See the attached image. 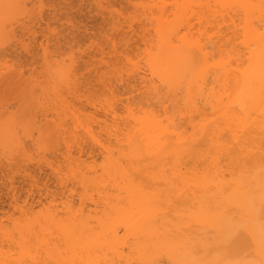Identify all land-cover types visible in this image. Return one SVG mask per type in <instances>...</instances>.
<instances>
[{
  "label": "snow or ice",
  "instance_id": "obj_1",
  "mask_svg": "<svg viewBox=\"0 0 264 264\" xmlns=\"http://www.w3.org/2000/svg\"><path fill=\"white\" fill-rule=\"evenodd\" d=\"M132 7L139 16L141 8L178 6L138 4ZM187 7L214 8L216 15L209 17L208 27L201 21L200 31L181 28L183 35L176 33L180 36L177 44L183 54V63L192 68L214 64L229 74L236 66V75L242 70L245 79L243 98L237 101L242 110L239 117H228L225 121L223 117H216L214 109L213 119L205 120L196 129L195 136L184 139L176 147L186 153L210 140L225 141L214 153L220 156L219 164L233 169V176L227 187H210L211 202L206 203L205 198L193 202L190 208H174V193L183 187L177 172L182 167L181 152L165 156L167 150L146 151L138 135L122 134L119 128L112 139L103 136V143L93 137L106 158L118 155L126 165L120 184L123 194L120 203L140 197L134 205L138 213L151 211L176 222L174 232L179 241L168 233L154 235L151 243L133 252L127 264H264V0L258 5L221 3ZM69 8L56 0H0V79L6 83L13 80L18 85L16 100L10 105L14 110L4 113L0 168L7 174L8 182L14 183L16 175L24 171L26 165L39 160L53 170L64 189L63 192L50 190L39 206L30 205L28 200L17 201V211L12 218L15 227L6 232L5 247L12 241L18 251L31 258L12 264H96L73 258L79 255V248L71 243L53 246L49 237V229L67 236L69 241L76 237L78 225L72 214L66 216L63 211L55 210L60 201L67 208L75 199V178L85 171L71 154L59 166L55 162L58 145L71 148L76 143H69L71 138L65 134L57 115L62 89L78 93L82 89L90 91L103 87L104 95L111 99L114 84H132L131 96L125 105L126 117L142 113L143 107L167 104V110L176 116L180 128H183V122H179L180 113L185 116L195 113L198 104L203 111L193 118L198 119L207 111V105L200 101L204 90L196 97L181 95L189 87L193 74L165 75L158 73L154 66L149 71L151 57L146 47L129 51L123 41L113 46L111 36L106 34L108 43L104 45V56L99 55L103 41L97 42L96 38L84 41L77 48V37L84 27L78 24ZM118 14L113 9V15ZM233 17L236 19H230ZM217 20L227 23L217 27ZM140 23L142 25L143 21ZM129 24L137 27L131 15L125 27ZM40 25L42 32L38 29ZM140 31L147 45L151 33L142 27ZM90 50L97 51V61L89 70L96 75L91 78L87 73L76 75L78 61ZM58 56L62 58L56 59ZM192 89L195 90V81ZM173 97L175 102H172ZM246 121L256 127H248ZM118 123H123V118L113 121L114 126ZM257 129L258 133L251 135ZM152 148H156L155 142ZM253 153L259 154L258 163ZM32 182L33 187L41 186L38 177H33ZM244 184H248L250 190L238 195ZM76 219H79L78 214ZM57 253L56 259L46 258L57 256ZM100 264H125V261L111 259Z\"/></svg>",
  "mask_w": 264,
  "mask_h": 264
},
{
  "label": "bare ground",
  "instance_id": "obj_2",
  "mask_svg": "<svg viewBox=\"0 0 264 264\" xmlns=\"http://www.w3.org/2000/svg\"><path fill=\"white\" fill-rule=\"evenodd\" d=\"M135 1H131L133 6L139 4L162 6L177 5L178 7H159L156 9H153L152 7H149L147 9L141 8L139 10V16H137L134 11L131 13V16H133L135 25H137V27H133L132 24H129L128 27H125V22L130 15H126L125 13H123L125 14V16H122L121 11V13L114 16L112 8L109 9L110 11L106 10L109 11V13L108 15H106L107 17L104 16V19L108 20V22H106L107 25L110 26L111 24V30L110 27L107 28L108 30H106V33L108 32L109 35H113L114 33H116L113 35L115 39L111 37L112 45L115 46L120 41H123L129 51L143 50L146 47L151 57L149 71L154 66L158 73L165 75H176L178 73L193 74V80H190L188 82L189 87L186 89V92L182 93L181 95L196 97L199 96L201 90H204L203 95L200 96V101L202 104L207 105V111L204 113V115L199 116L198 119L193 118L197 113L203 111V109L198 104L195 113H190L188 116H185L184 113H180L179 122H183V128H180L177 127L178 121L176 116L172 112L167 110V104L157 107H143L142 113L137 112L135 117L132 118L126 117L125 105L127 103L128 97L131 96L132 84H114L112 86L114 94L111 99H109L106 95L104 97L102 96V94H104L103 87V93L102 91H99L100 93L97 91L100 87L97 90H94V92L93 90L91 91L93 93L97 91L103 98L101 96L97 98L99 95L98 93L97 97H95L96 93L93 95L94 97L91 96V92V95H87L89 91L83 93V91H85L83 89V91H80L78 93L67 88L61 90L63 95L60 97L61 107L59 110H57V115L60 118L61 127L65 130V134L71 138L69 143H72V141H76V143L73 144L71 148H67V146L61 147L60 145H58L55 162L56 165L59 166L64 158L68 157L69 154H71V157L76 158L80 162V165L85 169V171L81 177L75 178L77 180L75 199L68 204L67 208L65 207L63 201H60L59 208L55 210L57 212L63 211L66 216L70 213L72 214L73 219L78 225L76 237L72 238L71 241H69V238L67 236H62L59 232H53L51 229H49V237H51V243L53 246H59L60 244L67 245L71 243L72 246L79 248V255L73 258H82L85 262L90 260L95 261L96 264H100L101 261H108L111 259H114L116 261L124 260L125 264H127V261L132 258L133 252L136 249L147 246L149 243H151L154 235L159 236V234L161 233H168L170 235H173L177 241H179V236L174 232L176 222H170L171 217L157 216L151 211L138 213L137 207H135L134 205L137 203L140 197H137L136 200H129L126 203H120V200L123 197V194L120 191V184L123 179V170L126 168V165L123 164V161L119 158L118 155L106 158L104 151L99 147V145L95 143V140H100L101 143H103V140L101 139L103 136H107L109 139H112L115 132L117 131V128H119L122 134L130 133L132 135H138L139 140L143 141L146 151L164 152V150H167L166 152H164L165 156L173 152H181L182 167L178 168L177 172L179 173L181 185H183V187L181 188V190L174 193V208H190L193 202L205 198H207L205 202L209 203L211 202L212 197V193L209 190L210 187L220 185L227 187V182L232 179L233 169L228 167L227 165L219 164L220 156L214 153L216 147L222 146L225 141L217 139L213 142L210 140L208 143L202 144L200 145V147L192 151H187L186 153H184L176 146L179 145L184 139H191L193 136H195L196 129L199 128L205 120L211 121L213 119L211 113L214 109L217 110L216 117H223L225 121H227L228 117H239L241 115L242 110L240 109V105L239 103H237V101L243 98L245 74L241 70L239 75H236V66H234V70L231 74H229L227 70L219 69L218 66L214 64L204 65L199 68L188 67L183 63V54L179 50L177 44L180 36H176V33L180 32L181 28H185V30L188 31H200L201 21H204L205 27H208L209 25L207 21L209 17H215L216 15V10L214 8H190L187 6L216 5L221 3H252L258 5L260 3V0H148L149 2H146V0H142L143 2L141 0ZM25 2H28V0H25ZM98 2L101 1H96V3ZM101 4L98 3V5ZM104 7H98V11L100 10V13L104 12L102 14L105 15L107 13L103 9ZM258 18L259 12L257 11L256 19L258 20ZM230 19L236 18L233 17ZM141 20L143 21L142 25L140 23ZM215 23L217 27H219L220 24L226 25L227 22L223 20H217L215 21ZM141 27L145 31L151 33L147 45H145L144 39L141 38L143 36V33L140 31ZM41 31H43L42 27ZM117 34L118 37H120H117L118 39H116ZM103 35V38H106L105 33H103ZM180 35H183V32H180ZM174 36L175 39H173ZM96 39L98 40V42L99 40H104H101V38L99 39V37H96ZM105 41L108 42L107 39ZM104 43L105 42L103 41V44H101L99 50L100 56H104ZM91 51L92 50L87 52V57L84 56L85 54L83 55V63H81L82 60L78 61L76 67L80 68L78 66L83 64V68L88 69V72L96 75L94 71H89L93 67V63L97 61V51ZM92 57L95 58L92 60ZM61 58L62 57L59 56L56 57V59ZM83 70H79L81 71V73L78 71L76 75H82L83 72L85 74V71ZM100 71H103V69L101 68ZM93 74H91L90 76H92ZM142 78L143 77H141V79ZM193 81H195L194 91L192 89ZM132 83H135V78H133ZM13 84L16 85L17 83L13 80H9L6 83L3 79H0V90L2 88L4 89V87L6 86L10 88ZM8 87L6 88L8 89ZM121 87L123 90H120ZM6 88L5 90H7ZM119 90L122 92H120ZM118 91L119 93H117ZM67 93H70L72 95V97L71 95H69L70 101L74 97L80 102V105H78V102L75 103V101H71L74 102L71 103L67 97ZM228 97H230V99H228ZM74 98L73 100H75ZM81 98H84L82 100L83 103H85L84 105H82L83 103H81ZM171 99L172 102H175L176 98L173 97ZM1 107H4V105ZM91 108L93 109L91 110ZM9 109L8 111H10ZM98 109L102 110L103 113L101 114L102 116L104 115L103 118L98 117L97 113L100 112V110ZM96 111L99 112L96 113ZM4 113L5 112L2 110L0 112V117L1 115H4ZM225 113L227 114L225 115ZM117 117L123 118V123H118L114 126L113 121L116 120ZM0 120H3V118H0ZM158 121H164V123L161 124L158 123ZM1 123L2 122H0V140H2L3 138V127ZM245 123H247L248 127L250 128L256 127V125L252 122L246 121ZM246 130L247 129H245V131ZM201 132H203L202 128ZM178 133H184V135H178ZM257 133L258 129L256 130V132L251 133V135L255 136ZM93 137L95 138V140L93 139ZM154 142L156 143L155 149L152 148V144ZM252 155L254 157V160L258 163L259 154L253 153ZM46 159L51 160L52 157H47ZM36 162L35 164L37 169L39 170V173L44 175L47 180L43 181V179L45 178L40 175V178H43V182L41 181V185H43V183L47 184V186L43 185V187H38L39 191L37 193L39 195H37V198L39 203H37V201L35 202V205L36 203L40 205L41 199H46L49 195L50 190L54 192L57 190L63 192L64 189L62 187V182H58L57 176L54 174L53 170L47 166V164H44L39 160H37ZM33 163L30 164L32 165ZM27 166L28 165H26V168H28ZM27 172L30 173L31 171L27 170ZM24 173L26 174V172ZM31 173L30 177L33 178V173ZM236 174L238 175L239 173L237 172ZM3 175H5V178L7 177L5 173H3ZM3 175L1 174V177L3 178L0 177V179L1 181L4 180L5 183L6 180ZM16 178V184L14 183L15 186L19 181H17ZM23 178L25 179L27 177L24 176ZM51 179H53L52 183H55V189L54 184L52 185L49 181ZM29 180L26 181L28 183L30 182L31 184L32 182ZM205 181H208L209 183H205ZM47 182H49V184ZM1 184L3 183L1 182ZM5 184L7 188L12 187L14 188V190L15 188H17V186L13 187L14 184L12 185V183H10L12 186H8L9 183ZM5 184H3V186ZM30 184H28L29 187ZM32 185L33 183L31 184V186ZM0 187H2V185H0ZM7 188L3 190L6 191ZM10 188L8 189V193L12 189ZM33 189L34 187L32 186V189L30 190L33 191ZM249 190L250 186L248 184H244L239 190L238 195H243L246 193V191ZM0 193L2 194V191ZM4 193L5 192H3V194ZM10 193L9 196H7L6 194L5 195L7 197H10ZM15 195H13L14 197H12L11 195L10 198L14 199ZM32 195H35L31 197L32 199H34L33 197L36 198V194L33 193ZM16 197L18 198V195H16ZM21 197L19 196L20 200ZM18 199L16 201H20ZM34 201L33 203L30 202V205H33ZM177 201H179L178 204ZM9 202V204L14 203L13 201L12 203L11 201ZM50 203L56 202L51 201ZM13 205H16L15 208L17 207V203H14ZM14 211L16 213L17 209H14ZM5 213L7 214L8 211H4V215ZM0 214V216H2L3 211ZM77 214L79 219H76ZM4 215L2 216L1 220L6 222V220H4V217L6 216V218L8 219L9 215L11 216V214L9 213V215ZM12 218L13 217H10L8 220L12 221ZM57 219H60V217H57ZM1 220L0 262H3V264H12L13 261L30 259V256L22 254L20 251H18L17 247L12 243V241L8 242V247H5L6 232L12 231V229L15 227V222L7 225ZM42 239L45 238L42 237ZM46 258L56 259L58 258V253L57 256L48 255L46 256Z\"/></svg>",
  "mask_w": 264,
  "mask_h": 264
},
{
  "label": "rangeland",
  "instance_id": "obj_3",
  "mask_svg": "<svg viewBox=\"0 0 264 264\" xmlns=\"http://www.w3.org/2000/svg\"><path fill=\"white\" fill-rule=\"evenodd\" d=\"M96 1H99V0H56V2L57 3H64V4H67V5H69L70 6V8L68 9L70 12H71V14L74 16V18H75V20L78 22V24H80V25H83V27H84V31L83 32H80V34H79V36L77 37V40H78V43H77V48H79L80 46H81V43H83L84 41H90V40H92L93 38H98L99 37V39L101 38V40H103L105 43H104V45L106 44V42L107 41H105L107 38H103L104 37V35H103V33H105V35L106 34H108V32L106 33V30H108L107 28H109L110 26H111V24H110V26L109 25H107V23L106 22H108V20H105L104 19V16H106V15H108V13H109V9H115V10H117V12L118 13H121V11H122V16L124 15L125 16V14L126 15H132L131 13L132 12H134V9H133V5H132V3H131V1H133V0H100L101 2H102V4H101V2H98L99 4H101V5H103V3H104V10H105V12L107 13V14H102V13H104V12H102V13H100V10L98 11V7L96 6V5H98V3H96ZM135 1V0H134ZM142 1V0H141ZM144 1V0H143ZM142 1V2H143ZM148 0H146V2H147ZM136 2V1H135ZM149 2V1H148ZM100 9V8H99ZM106 10H109V11H106ZM120 11V12H119ZM113 12V11H112ZM123 13H125V14H123ZM130 13V14H129ZM135 13V12H134ZM107 17V16H106ZM104 20V21H103ZM106 26V27H105ZM41 27L43 28V26H38V29H39V31H41ZM101 30H103V31H101ZM110 30H111V27H110ZM42 32V31H41ZM103 32V33H102ZM111 32V31H110ZM101 34V35H100ZM113 34V33H112ZM114 34H116V33H114ZM113 34V35H114ZM93 35V36H92ZM98 35V36H97ZM103 35V36H102ZM109 35V34H108ZM113 35H109V36H111V37H113ZM116 36V35H115ZM120 36V35H119ZM106 37V36H105ZM118 34H117V36H116V39H118V38H120V37H118ZM43 37L42 36H40L39 37V39L41 40ZM92 38V39H91ZM114 38V37H113ZM115 39V38H114ZM97 40V39H96ZM100 41V40H99ZM97 42H98V40H97ZM108 43V42H107ZM103 44V43H102ZM91 52H93V50L91 51ZM95 52V51H94ZM85 55V57H87V55L86 54H88L87 52L86 53H84ZM95 58V57H94ZM93 57H92V60L94 59ZM98 57H96V59H97ZM86 59H88V58H86ZM85 59V60H86ZM83 59H82V62L81 63H83ZM80 63V62H79ZM80 65V64H79ZM83 64H81L80 66H78V67H80L79 68V70H83V71H85V74L87 73V75L88 76H90L91 74H93V73H91V72H88L87 70L88 69H85V68H83V66H82ZM82 66V67H81ZM82 68V69H81ZM81 71H79L80 73H81ZM87 71V72H86ZM90 73V74H89ZM95 73V72H94ZM82 74H84V72L82 73ZM93 76H95L94 74L92 75V76H90V78L91 77H93ZM14 85V84H13ZM11 85V87L9 88L8 86H6V87H8V89L6 88V87H4V89L2 88L1 90H0V112L3 110L4 112L6 111V110H8L9 108H10V105L11 104H13L14 102H15V100H16V89H17V87H18V85L16 84V85ZM5 88L7 89V90H5ZM99 88V87H98ZM97 88V89H98ZM101 88V89H100ZM98 90L97 89H93V92H94V90H97L98 92L100 91H102V93H103V89H102V87H100ZM120 89V88H119ZM120 90H123L122 89V87H121V89ZM119 90V91H120ZM81 91H83V90H81ZM92 90H90L88 93H87V95L89 94V95H91V93H92V95L91 96H93L95 93V97H97V91L95 92V93H93V92H91ZM119 91L117 92V93H119ZM91 92V93H90ZM99 92V93H100ZM120 92H122V91H120ZM83 93H86V91H83ZM98 93V94H99ZM101 93V94H102ZM68 94V99H69V101H70V97H69V95H71L70 93H67ZM86 95V94H85ZM99 96H101L100 94L98 95V97L97 98H99ZM102 96L104 97L105 95L104 94H102ZM101 96V97H102ZM125 96V95H124ZM71 97H72V95H71ZM86 97V96H85ZM94 97V96H93ZM102 97V98H103ZM74 98V97H73ZM73 98H72V100L71 101H75V103H79L78 105H80V102L76 99V98H74L75 100H73ZM84 98H81V103H83V100ZM101 99V98H100ZM70 101V102H71ZM5 103V104H4ZM71 103H74V102H71ZM4 105V107H1V106H3ZM7 104V105H6ZM85 103H83L82 105H84ZM5 105H6V107H5ZM9 105V106H8ZM6 109V110H5ZM12 108H10L9 110L10 111H12V110H14V109H12ZM93 108H91V110H92ZM95 110V109H94ZM98 110H100V109H98ZM97 112H99V111H96V113ZM101 113H103L102 112V110H100V112L99 113H97L98 114V117H104V115L102 116V114ZM2 116H4V115H1V119L2 118H4V117H2ZM0 122H2L1 124H3V120H0ZM36 164H37V162H36ZM36 164H35V162L31 165V164H28V168H26V166H25V171H23L22 173L21 172H19L17 175H16V179H17V181L19 180H21L20 181V183H19V181L17 182V188H15V190H14V188H10L11 190H13V191H11V193H10V191H9V193H10V197H11V195H12V197H14L13 195H18V198H19V196L21 197V200L23 201L24 199H28L29 200V203L30 202H32L33 203V201H34V204L33 205H35V202H37L38 201V198H37V195H39L37 192L39 191V188L42 186L43 187V185H44V183H43V185H41L39 188L38 187H34V189H33V191L32 190H30V189H32V186H31V184L33 183L32 182V178L30 177L31 175H28L29 174V172H27V170H29V171H31L30 173L32 174V177H36V174H37V177L38 178H40L41 176H43V178H45L44 177V175H42V174H40L39 173V170L37 169V167H36ZM36 167H34V166ZM31 168V169H30ZM37 169V170H36ZM36 171V172H35ZM24 172H26V174L24 173ZM35 172V173H34ZM39 174H38V173ZM0 173L3 175V173H5V172H3L2 171V168H0ZM23 173H24V175H23ZM1 174H0V177H1ZM6 174V173H5ZM20 174H22V175H20ZM35 174V175H34ZM34 175V176H33ZM41 175V176H40ZM4 176V178H5V175H3ZM6 176H7V174H6ZM20 176V177H19ZM22 176V177H21ZM24 176H26L27 178H25L26 180H29V179H31V180H29V181H31L32 183L30 184V182L28 183L23 177ZM30 177V178H29ZM1 178H3V177H1ZM43 178H40V180H39V182H41L42 181V179ZM5 183H9L10 184V182H7L8 180H7V177L5 178ZM44 180H46V178L45 179H43V181ZM52 180L53 179H51V180H49L50 182H51V184L53 185L54 184V189L56 188L55 187V183L53 182L52 183ZM0 181H1V179H0ZM42 181V182H43ZM47 181V180H46ZM45 181V182H46ZM3 184H5L4 183V180H2L1 181ZM1 182H0V185H2V187H0V190L2 191V194L0 193V205H1V207H0V213L3 211V214H2V216L4 215V211L5 212H7L8 211V215H9V213L11 214V216L9 215V217H8V219L10 218V217H13L14 215H15V211H14V209L16 210L17 209V207L15 208V206L16 205H13L14 203L16 204L17 203V197H16V195H15V200L12 198H10V197H7V196H9V193H8V189L9 188H7V186H6V184L4 185V186H6V187H4L3 186V184H1ZM30 184V187H29V185L27 184ZM42 182L40 183V184H42ZM14 183L16 184V181H14ZM14 183H12V185L14 184ZM48 184H49V182H47ZM8 184V186H12L11 184L9 185ZM15 184H14V186L13 187H16L15 186ZM50 184V185H51ZM51 187H53V186H51ZM7 188V193H6V191L5 190H3V189H6ZM30 188V189H29ZM36 188V189H35ZM53 189V190H54ZM18 190V191H17ZM31 191V192H29V191ZM36 190V191H35ZM0 191V192H1ZM15 191V192H14ZM16 191H17V193H16ZM3 192H5L4 194H3ZM12 192H14V193H12ZM34 194H36V198L35 197H33L34 199H32L31 197L32 196H35V195H32L33 193ZM7 196H6V195ZM31 194V195H30ZM1 195H2V197H1ZM10 200H9V199ZM18 200H20V198L18 199ZM20 200V201H21ZM9 201H11V203H12V201L14 202L13 204H9L10 202ZM37 203H39V201L37 202ZM36 203V205L38 206L39 204H37ZM13 205V206H12ZM32 205V204H31ZM3 206V207H2ZM12 206V207H11ZM14 207V208H13ZM38 209V208H37ZM10 211V212H9ZM14 212V213H13ZM6 213H5V215H7ZM13 214V215H12ZM1 215V214H0ZM4 215V216H5ZM2 216H0V220L2 219ZM5 218V219H4ZM3 219L4 220H8L7 218H6V216L4 217ZM11 220V219H10ZM1 221H3V220H1ZM9 221V220H8ZM3 222H5V221H3ZM12 222H14L13 220H12ZM11 222V223H12ZM7 225H10V223H7V222H5ZM10 227V226H9Z\"/></svg>",
  "mask_w": 264,
  "mask_h": 264
}]
</instances>
